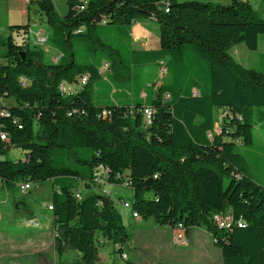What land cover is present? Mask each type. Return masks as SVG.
I'll use <instances>...</instances> for the list:
<instances>
[{
  "label": "trees",
  "instance_id": "16d2710c",
  "mask_svg": "<svg viewBox=\"0 0 264 264\" xmlns=\"http://www.w3.org/2000/svg\"><path fill=\"white\" fill-rule=\"evenodd\" d=\"M33 3L61 56L46 61L31 42L30 20L0 37V189L58 185L48 209L59 258L74 251L75 264H99L101 237L122 264H134L123 258L131 234L119 201L95 182L103 170L105 188H132L133 212L143 221L173 231L182 226L186 238L205 228L223 264H264V185L237 150L238 143L254 144L256 122L264 125V72L230 54L241 44L258 49L264 18L241 0H68L64 17L53 0ZM142 20L158 25V51L132 48L131 28ZM100 26H106L101 33ZM151 65L169 78L155 95V85L136 88V72ZM105 75L117 82L114 92L95 100V82ZM85 76L86 85L63 96V82L77 84ZM117 87L127 100L117 103ZM217 111L224 113L220 132ZM12 148L24 158L8 160ZM77 181L91 191L81 199ZM230 211L234 221L222 228L216 217Z\"/></svg>",
  "mask_w": 264,
  "mask_h": 264
},
{
  "label": "rangeland",
  "instance_id": "374dc122",
  "mask_svg": "<svg viewBox=\"0 0 264 264\" xmlns=\"http://www.w3.org/2000/svg\"><path fill=\"white\" fill-rule=\"evenodd\" d=\"M53 2L59 17L67 15L68 0H53ZM43 21L44 19H40L37 13L32 14L30 39L33 45H36L35 36L38 32H42L44 35L51 32V28ZM155 26L158 25L155 24ZM104 28L106 26H100L99 33ZM8 33L9 29L0 37H7ZM39 47L45 51L46 61L55 63L54 56L48 52L52 49L50 42ZM2 51L3 48L0 44V54ZM230 54L245 67L264 72V35L259 37L257 50H250L245 44H241L234 47ZM136 74V88L139 90H150L154 85L169 82L168 72L154 65L138 70ZM101 84H103L101 87L103 94L102 92L96 94V90L100 88ZM116 84L117 82L114 81L113 83L109 82L107 76L95 82L93 89L95 100H104L106 92L111 96ZM223 115L222 111L216 112V132H220L222 129ZM253 134L254 144L245 146L238 143L237 150L246 158L253 178L264 185V125L256 122ZM6 158L17 161L24 158V152L12 148ZM31 185L32 189L27 194L21 192L20 183L15 186V192H9L5 186L0 189V264H75L78 256L76 252L67 251L62 259L56 254L53 230L50 229L49 237L43 244H39L35 243L34 231H30L26 227V223L30 219L37 220L42 227L43 222H47L53 217L48 206L51 204L53 192L59 189L52 180ZM76 187L84 196L87 189L84 188L83 183L77 181ZM97 190L103 193L99 188ZM107 191L109 196L111 195L115 201H119L118 210L131 234V241L126 247V253L134 264H223L221 251L214 244L205 228H194L193 238L190 240L187 237L188 246H180L176 242V231L156 224L153 220L138 221L133 218L132 209H127L123 205L124 201L133 205L132 188H128L126 185H108ZM25 206L31 211L24 210ZM98 238L101 258L99 264H122L124 260L119 258L116 248L112 244L106 243L101 237Z\"/></svg>",
  "mask_w": 264,
  "mask_h": 264
},
{
  "label": "crops",
  "instance_id": "0c3cea01",
  "mask_svg": "<svg viewBox=\"0 0 264 264\" xmlns=\"http://www.w3.org/2000/svg\"><path fill=\"white\" fill-rule=\"evenodd\" d=\"M36 1L37 0H31V3L36 2ZM208 1L220 3V4H229L232 2V0H208ZM241 1L248 2L253 7V9L262 18H264V0H241ZM31 3L27 4L23 2L22 0H0V36L4 32H6V30L8 32V29L10 28V26L17 25V24H26L29 22V20H31L32 14L36 13V7H37L36 4L33 3L31 5ZM154 23L156 24V22L142 20L140 22L135 23L132 26L131 38H132V48L134 50L141 51V52H155L160 49V37H159L158 27H156ZM48 52L52 56H54L55 62L59 60L61 55L56 49L52 48L51 50H48ZM236 61L238 60L236 59ZM238 63H240V61H238ZM105 64L108 65L107 63ZM106 76L107 75L103 76V78ZM159 86L160 85H155L153 95L156 94L157 92L156 90ZM101 87H103V84H101L100 88L96 90V93L102 92ZM117 88L118 90H120L119 87ZM126 95L127 94L125 92H122L121 90L117 92L115 95L117 99L116 100L117 103H120L122 100H127L128 98L125 97ZM145 97H146L145 94L142 93L141 98L145 99ZM2 187H4V184ZM88 192H91V191L87 190L86 192H84V196L88 195L87 194ZM106 194L109 195V193H106ZM111 198L113 199V197ZM36 216L37 218H39L38 213H36ZM135 220H138V219H135ZM138 221H143V220H138ZM28 229L30 231H34L35 243L43 244L46 238L49 237L48 233L50 229L53 230V217L49 221L43 222L42 227L39 229H36V228H28ZM187 237L191 240L193 238V231L187 234Z\"/></svg>",
  "mask_w": 264,
  "mask_h": 264
},
{
  "label": "built area",
  "instance_id": "2783aa9c",
  "mask_svg": "<svg viewBox=\"0 0 264 264\" xmlns=\"http://www.w3.org/2000/svg\"><path fill=\"white\" fill-rule=\"evenodd\" d=\"M23 2L27 3V4H30L31 3V0H22ZM74 1H77V2H87L88 3V0H74ZM35 41H36V45L38 46H43L45 45L47 42H48V35H44V33L42 32H38L35 36ZM108 69V65H106L105 63L103 64L101 70H100V74L101 75H104L106 70ZM166 71V69H164ZM88 77L85 76L83 78H81L77 84L73 83V84H69L67 82H63L60 86V90H61V93L63 94V96H70L71 94H73L74 90V86H84L88 83ZM145 118H146V122L148 124L151 123V120H152V113H151V110H146L145 112ZM3 139H5V136L2 137ZM106 175L104 174V171L101 170L99 176L96 177L95 179V182L97 185L99 186H102L103 187V190L105 193H108L107 191V187L105 188V184H104V178L103 176ZM23 184V183H22ZM123 185H126V184H123ZM127 186V185H126ZM128 187V186H127ZM32 188V185L31 184H27V183H24L23 184V194H27L29 190H31ZM76 196L77 198L81 199V194L79 192L76 193ZM123 205L125 208L127 209H132V215H133V218L135 219H138V220H142L141 217L136 214L135 212H133V206L127 202V201H124L123 202ZM216 221L217 223L222 227H229L230 226V223L232 221H234V215L233 213L230 211V212H227L225 214H219L217 217H216ZM29 222H36V229L40 228L41 227V223L38 222L37 220H29L27 223H26V227L29 228ZM181 227L176 231V236H177V239H176V242L180 245V246H188V240L186 238V235L185 233L181 230ZM124 259H128V255L127 254H124L123 256Z\"/></svg>",
  "mask_w": 264,
  "mask_h": 264
},
{
  "label": "bare ground",
  "instance_id": "6f19581e",
  "mask_svg": "<svg viewBox=\"0 0 264 264\" xmlns=\"http://www.w3.org/2000/svg\"><path fill=\"white\" fill-rule=\"evenodd\" d=\"M80 3L81 4L84 3L85 5L87 4V2H80ZM82 9L84 10V7H82ZM20 190L23 193V184H21ZM49 209L51 210L52 208L49 207ZM29 228H36V222H29Z\"/></svg>",
  "mask_w": 264,
  "mask_h": 264
}]
</instances>
